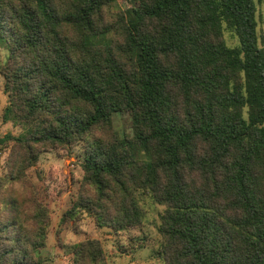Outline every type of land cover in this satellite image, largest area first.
Segmentation results:
<instances>
[{"label": "trees", "instance_id": "16d2710c", "mask_svg": "<svg viewBox=\"0 0 264 264\" xmlns=\"http://www.w3.org/2000/svg\"><path fill=\"white\" fill-rule=\"evenodd\" d=\"M261 4L264 0H258ZM257 0H0L3 119L0 264H46L51 214L29 171L52 149L82 151L68 217L141 227L164 207L163 264H264V45ZM229 30L238 45H227ZM1 104V102H0ZM132 133L114 129V114ZM97 239L74 264H106Z\"/></svg>", "mask_w": 264, "mask_h": 264}, {"label": "rangeland", "instance_id": "374dc122", "mask_svg": "<svg viewBox=\"0 0 264 264\" xmlns=\"http://www.w3.org/2000/svg\"><path fill=\"white\" fill-rule=\"evenodd\" d=\"M121 9L136 5V0H116ZM258 3L260 44L264 45V3ZM228 46L238 45V39L229 30L224 32ZM9 51L0 42V139L7 135L19 136L20 126L3 119V112L9 98L4 92V79L1 69L6 63ZM114 129L121 136L132 133V119L128 113L114 114ZM9 145L0 143V176L8 170ZM82 151L79 146L70 149H52L45 151L37 166L29 171L32 181L37 185L40 199L50 210L51 227L47 247L40 250L38 257L46 264H74L75 250L86 239H97L103 244L106 264H163L154 258L159 248L158 226L164 207L154 203L152 197L145 194L141 203L147 210L144 224L132 230L114 231L112 228H100L91 216L83 213L78 221H72L68 213L75 202L79 185L83 177Z\"/></svg>", "mask_w": 264, "mask_h": 264}]
</instances>
